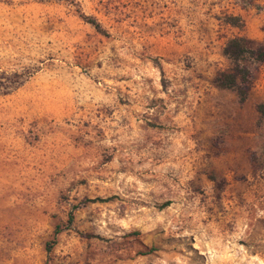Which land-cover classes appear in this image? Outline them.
<instances>
[{"label": "rangeland", "instance_id": "obj_1", "mask_svg": "<svg viewBox=\"0 0 264 264\" xmlns=\"http://www.w3.org/2000/svg\"><path fill=\"white\" fill-rule=\"evenodd\" d=\"M235 37L264 49V0H0V264H47L70 212L53 263L264 264V61L217 86Z\"/></svg>", "mask_w": 264, "mask_h": 264}, {"label": "trees", "instance_id": "obj_2", "mask_svg": "<svg viewBox=\"0 0 264 264\" xmlns=\"http://www.w3.org/2000/svg\"><path fill=\"white\" fill-rule=\"evenodd\" d=\"M79 16L88 24L92 25L97 32L102 34L105 33L104 29L101 27L100 23L93 17L87 16L80 13ZM224 55H226L231 61V66L227 71L221 72L217 77V86L220 88H227L235 90L243 101L250 89V69L247 66L248 55L251 57L253 55L259 61H264V49L262 47H255L254 43L250 39L244 37H235L230 39L223 49ZM258 111L264 115V102L258 105ZM99 199H86L83 202L95 201ZM77 206H73L75 209ZM74 216L70 212L66 225L64 227L57 226L54 230V236L52 239L48 240L45 244V251L47 254V264H61L53 263L50 253L56 243V236L64 229H69L73 223Z\"/></svg>", "mask_w": 264, "mask_h": 264}]
</instances>
